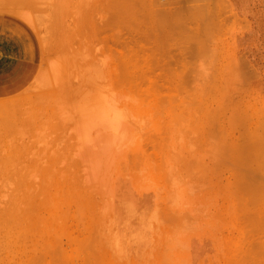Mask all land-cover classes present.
Here are the masks:
<instances>
[{"label":"rangeland","instance_id":"1","mask_svg":"<svg viewBox=\"0 0 264 264\" xmlns=\"http://www.w3.org/2000/svg\"><path fill=\"white\" fill-rule=\"evenodd\" d=\"M263 261L264 0H0V264Z\"/></svg>","mask_w":264,"mask_h":264},{"label":"bare ground","instance_id":"2","mask_svg":"<svg viewBox=\"0 0 264 264\" xmlns=\"http://www.w3.org/2000/svg\"><path fill=\"white\" fill-rule=\"evenodd\" d=\"M97 86H98V85H97ZM100 89H102V88H100ZM102 94H103V93H102ZM101 96H102V95H101ZM107 99H108V98H107ZM97 101H98V100H97ZM109 101H110V100H109ZM99 102H100V101H99ZM99 102H97V103H99ZM110 102H111V101H110ZM103 104H104V103H103ZM97 106H98V107H102V108H99V109H100V110L103 109V111H104L103 106H100V104H98ZM106 106H107V105H104V107H106ZM96 108H97V107H96ZM107 108H108V106H107ZM99 109H98V110H99ZM108 109H109V108H108ZM94 110H95V109H94ZM98 110H96V111H98ZM100 110H99V111H100ZM105 110H106V109H105ZM109 110H110V109H109ZM99 111H98L97 115L99 114V115H101V116L103 115L102 113L105 112V111H104V112H101V114H100ZM121 112H122V111H121ZM107 113L110 114V111H108ZM90 114H91V117H93V116L95 117V115L92 116V113H90ZM93 114H96V113L94 112ZM104 114H106V113H104ZM109 114H106V117H107ZM121 114H122V113H121ZM97 115H96V117H95V118H96V121L93 119V120H94L93 122H92V118L90 117V115L88 116V117L90 118L89 121L91 120V123H94V122L97 123V125H96V124H92L93 126L96 125V126H97V129H96L95 127H93V128L91 129L92 125L90 124V122H87V123L89 124V127L86 128L85 126H84V127L81 126L82 128H79V131H82L83 134L85 133L84 135H82L83 140H89V138H88V139H85V137H87V136H85V135H86V134H90V133H91L90 131L93 130L94 128H95L96 130L94 129L92 132L95 133V131H98L99 127L103 128L102 126H104V128H105V127L107 126V125L104 123V121H105V115H104V117H100V116H97ZM88 117H87V118H88ZM94 117H93V118H94ZM97 117H99V118H97ZM87 118L85 119V121H88ZM98 119H99V120H98ZM100 119H103V121L100 120ZM111 120H113V119H111ZM111 120H109V121H111ZM99 121H100V123L102 122V123H101L102 125H101V124L99 125ZM111 122H113V121H111ZM121 122H122V121H121ZM84 123H85V122L83 121L82 125H83ZM103 123H104V124H103ZM109 123H110V122H109ZM110 124H111V123H110ZM85 125L87 126L86 123H85ZM90 125H91V126H90ZM98 126H99V127H98ZM79 127H80V126H79ZM83 128H85V129L90 128V129L88 130L89 132L86 133L87 130H83ZM81 129H82V130H81ZM75 130H76V129H75ZM102 130H103V129H102ZM83 131H84V132H83ZM85 131H86V132H85ZM99 131H100V130H99ZM96 133H99L100 135H102L101 132H96ZM96 133H95V134H96ZM95 134H94V135H95ZM91 135H92V134H91ZM91 135H90V137H91ZM100 135H99V136H100ZM95 136H96V135H95ZM99 136H96V137H99ZM93 137H94V136H92L91 139L94 140L95 138H93ZM79 138H80V137H79ZM100 138H101V136H100ZM102 138H103V135H102ZM91 139H90V140H91ZM97 139H98V138H97ZM79 141H80V140H79ZM86 171H87V170H86ZM88 177H89V176H88ZM243 253H245V252H242V254H243ZM248 253H249V252H248ZM245 254H247V253H245ZM245 254H244V255H245ZM249 255H250V253H249ZM241 256H242V255H241ZM247 256H248V255H247ZM255 256H256V255H255ZM245 257H246V256H243L244 259H245ZM251 257H252V256H251ZM246 258H247V257H246ZM248 258H250V257H248ZM253 260H254V259H253ZM242 261H243V260H242ZM254 261H255V260H254ZM244 262H245V261H244ZM244 262H243V263H244ZM261 262H262V261H261ZM263 263H264V261H263Z\"/></svg>","mask_w":264,"mask_h":264}]
</instances>
